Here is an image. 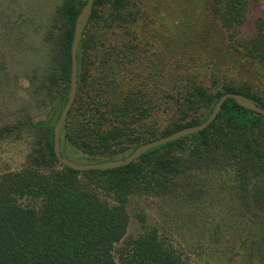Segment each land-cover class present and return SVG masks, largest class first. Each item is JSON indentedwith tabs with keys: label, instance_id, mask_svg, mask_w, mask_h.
<instances>
[{
	"label": "trees",
	"instance_id": "16d2710c",
	"mask_svg": "<svg viewBox=\"0 0 264 264\" xmlns=\"http://www.w3.org/2000/svg\"><path fill=\"white\" fill-rule=\"evenodd\" d=\"M251 1L95 0L78 49V90L61 130L62 154L84 163L126 157L140 144L204 122L226 92L264 107V18L253 34L240 35ZM86 2L62 0L36 14L0 10V85L9 79L12 37L21 41L22 29L43 23L41 58L51 69L40 84L61 114ZM54 125L29 113L0 125V140L35 135L23 167L0 173V264H191L158 227L131 233L130 205L156 198L162 206L204 211L219 196L237 206L250 229L242 238L247 260L264 264L262 114L228 98L207 128L104 170L63 165ZM138 216L145 225V211Z\"/></svg>",
	"mask_w": 264,
	"mask_h": 264
},
{
	"label": "rangeland",
	"instance_id": "374dc122",
	"mask_svg": "<svg viewBox=\"0 0 264 264\" xmlns=\"http://www.w3.org/2000/svg\"><path fill=\"white\" fill-rule=\"evenodd\" d=\"M61 1L0 0V10L36 14L43 7H46L44 12L53 11ZM259 18H264V0H253L240 27V35L253 34ZM42 24L32 25L28 31L22 29L24 34L21 41H17L16 37L10 41L8 56L12 65L9 79H2L0 85V125L11 124L17 116L22 117L27 113L35 121L51 119L55 124L60 115L61 110L55 111L46 97L44 86L40 84L44 73L51 69L50 64L44 67L41 58L45 55ZM33 137L24 132L0 140V173L23 167L33 149ZM227 201L224 196L216 197L211 207L200 211L187 205L174 208L162 206L156 198H137L130 205V232H140L143 226L158 227L161 234L185 254L191 264H252L247 260L248 249L242 244V238L250 229L244 228L246 222L241 221L237 206L231 204L230 208ZM141 210L146 213L145 225L138 216ZM215 232H220L223 239H213V242L211 237Z\"/></svg>",
	"mask_w": 264,
	"mask_h": 264
},
{
	"label": "water",
	"instance_id": "95a60500",
	"mask_svg": "<svg viewBox=\"0 0 264 264\" xmlns=\"http://www.w3.org/2000/svg\"><path fill=\"white\" fill-rule=\"evenodd\" d=\"M95 0H87L86 4L82 8L81 12L79 13L75 28H74V36L71 46V76H70V89H69V95L67 102L58 117L55 125H54V151L55 155L58 158V160L65 166L77 169V170H91V169H109V168H115L118 166L127 165L137 158H139L144 152L147 150L154 148L156 146H159L161 144H164L166 142H169L171 140L181 138L183 136L198 132L200 130H203L207 128L217 117L218 113L220 112L222 105L224 101L228 98H233L236 100V102L250 110H253L257 113H260L264 116V107L260 106L258 103H256L251 98L247 97L246 95L238 92H226L222 94L219 99L217 100L216 104L213 107L212 112L208 116V118L199 124L186 126L184 128H181L175 132H172L168 135H164L161 137H158L156 139L150 140L148 142H145L143 144H140L131 154L127 155L123 158L118 159H111L101 162H78L73 159H70L66 156H64L61 152V146H60V135L62 127L66 121V118L69 114V111L71 110L76 96H77V90H78V49L80 42L83 38L84 31L86 29V26L90 20L91 14L93 12V6H94Z\"/></svg>",
	"mask_w": 264,
	"mask_h": 264
}]
</instances>
